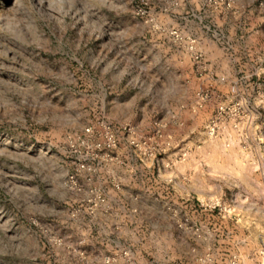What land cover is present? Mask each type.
Returning <instances> with one entry per match:
<instances>
[{
	"label": "rangeland",
	"instance_id": "1",
	"mask_svg": "<svg viewBox=\"0 0 264 264\" xmlns=\"http://www.w3.org/2000/svg\"><path fill=\"white\" fill-rule=\"evenodd\" d=\"M188 38L207 65L206 52L222 53L228 62L213 66L236 75L200 79ZM262 58L264 0H0V264H99V213L86 205L98 186L84 173L78 189L69 185L68 137L101 119L147 136L162 123L163 133L169 113L191 115L201 90L241 102L247 117L238 131L227 126L231 147L207 137L208 122L198 143H188L206 182L179 202L189 225L173 235L188 244L175 262L264 264ZM207 162L241 180L210 181ZM172 243L147 257L174 264Z\"/></svg>",
	"mask_w": 264,
	"mask_h": 264
},
{
	"label": "crops",
	"instance_id": "2",
	"mask_svg": "<svg viewBox=\"0 0 264 264\" xmlns=\"http://www.w3.org/2000/svg\"><path fill=\"white\" fill-rule=\"evenodd\" d=\"M223 55L206 52L210 63L208 77L210 75L212 79L209 82L217 83L215 79L225 77L226 72L228 76L232 72L236 75V71H223L213 66L217 60L228 62ZM252 61V58L247 59L250 69ZM212 113L211 107L196 117L182 112L177 115L169 113L172 115V124L164 130L157 143L156 153H159L160 158L156 159L155 155L142 158L131 149L129 139L147 135L134 127V132L128 137L122 135L119 147L113 151V159H100L95 162L93 173H84L83 178H90V182L107 192L110 205L108 212H100L95 216L98 217L97 230L102 233L95 243L101 253L97 263L106 264L107 255L110 254L112 264H154L147 257V250L159 249L169 239L173 242L170 248L173 247L175 251L172 261L184 259L186 253L183 247L188 243L179 235H173L180 223L178 208L181 203L178 201L184 197L196 198L201 191L200 185L206 182V179H200L199 172L194 171L202 163L190 144L198 143L199 135L203 134L204 125ZM181 155L186 156L178 161L177 157ZM207 163L210 181L216 182L217 175L229 182L241 180L238 175L220 169L228 166ZM130 233L133 238H129ZM125 251H129L128 256L123 255ZM174 264L184 263L176 261Z\"/></svg>",
	"mask_w": 264,
	"mask_h": 264
},
{
	"label": "built area",
	"instance_id": "3",
	"mask_svg": "<svg viewBox=\"0 0 264 264\" xmlns=\"http://www.w3.org/2000/svg\"><path fill=\"white\" fill-rule=\"evenodd\" d=\"M137 13L139 15H145V6H140L137 9ZM174 35L177 41H183V37L177 32H174ZM185 42L188 51L192 54L198 77L205 79L209 72L204 54L198 49L194 39L188 38ZM255 70L257 75L260 71L264 70V58L259 61V66ZM219 82L225 83L227 82V78L222 77L219 79ZM236 83L237 81L234 82V84ZM210 106L214 110L206 126V135L211 140L225 139L227 126L229 125H231L234 131H238L240 124L247 117V112L241 102L236 101L228 104L214 97L212 92L204 90L197 92L195 102L190 111L196 117L200 112ZM162 128L163 124H158L157 131L148 138L147 135L141 138L132 137L128 141L129 146L142 158H147V155H155L157 143L163 136ZM133 132L134 127L132 126L120 125L116 127L112 123L101 119L85 127L80 133L69 136L66 143L67 155L74 170V173L68 177L69 185L78 189V175L85 172H93L94 163L100 159H113V151L119 147L122 135L128 137ZM229 137L225 139L226 147H231L232 145ZM116 188H119V186H116ZM90 192L93 194V198L91 197L86 200L87 210L93 214L108 212L110 205L108 203L107 192L100 187H95ZM206 208L212 210L215 207L207 205ZM188 223V219H183L178 226L181 229H188ZM128 252L125 251L123 255L128 256ZM112 262L113 258L108 259L106 264H111Z\"/></svg>",
	"mask_w": 264,
	"mask_h": 264
},
{
	"label": "trees",
	"instance_id": "4",
	"mask_svg": "<svg viewBox=\"0 0 264 264\" xmlns=\"http://www.w3.org/2000/svg\"><path fill=\"white\" fill-rule=\"evenodd\" d=\"M255 80H256V78H255ZM170 202H171V203H174L173 200H171ZM178 202H180V201H178ZM191 207H192V208L195 207V209H197V208L199 207V203H197L196 201H193V203L191 204Z\"/></svg>",
	"mask_w": 264,
	"mask_h": 264
}]
</instances>
